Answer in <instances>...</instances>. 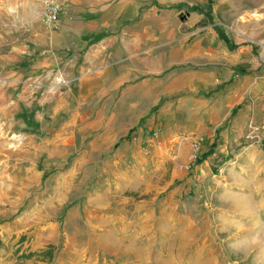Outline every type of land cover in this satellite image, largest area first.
Here are the masks:
<instances>
[{"label": "rangeland", "instance_id": "obj_1", "mask_svg": "<svg viewBox=\"0 0 264 264\" xmlns=\"http://www.w3.org/2000/svg\"><path fill=\"white\" fill-rule=\"evenodd\" d=\"M61 1L78 28L86 19ZM215 1L226 8L213 13ZM190 3L182 33L199 12L197 26L216 22L264 62V0ZM73 33L46 27L42 0H0V223L18 225L26 248L56 241L58 255L72 236L87 253L77 264H264V95L258 123L237 142L203 139L196 162V137L105 143L99 91L80 94V64L100 40ZM97 215L120 224L119 239H84L78 225Z\"/></svg>", "mask_w": 264, "mask_h": 264}, {"label": "crops", "instance_id": "obj_2", "mask_svg": "<svg viewBox=\"0 0 264 264\" xmlns=\"http://www.w3.org/2000/svg\"><path fill=\"white\" fill-rule=\"evenodd\" d=\"M63 1L86 20L78 28L63 20L62 31L75 32L85 46L89 41L82 36L100 40L97 52L87 54L79 69L81 96L99 91V140L112 144L136 134L138 142L162 149L195 137L211 145L220 137L225 145L230 136L241 139L263 116L264 62L254 47L239 43L216 22L197 26L205 19L199 12L192 13L191 24L186 22L194 36L181 32L182 4L209 0ZM224 8L213 2V13ZM78 228L84 239H119L120 224L99 215ZM21 231L14 223H0V264H77L86 257V251L72 248V236L58 255L53 240L36 239L26 248L18 240Z\"/></svg>", "mask_w": 264, "mask_h": 264}, {"label": "built area", "instance_id": "obj_3", "mask_svg": "<svg viewBox=\"0 0 264 264\" xmlns=\"http://www.w3.org/2000/svg\"><path fill=\"white\" fill-rule=\"evenodd\" d=\"M64 4L61 0H42V17L46 27L50 30H58L63 24ZM154 137L159 135V131L152 133ZM132 140L137 141L136 134L131 135ZM204 138H196L192 142V154L190 160L198 161L201 143Z\"/></svg>", "mask_w": 264, "mask_h": 264}, {"label": "trees", "instance_id": "obj_4", "mask_svg": "<svg viewBox=\"0 0 264 264\" xmlns=\"http://www.w3.org/2000/svg\"><path fill=\"white\" fill-rule=\"evenodd\" d=\"M221 36H222V39H223V40H225L227 43H229V39H228V37H227L225 34H221ZM231 48L234 49V48H236V46H235V45H232ZM127 138H128V137H127ZM125 140H126V139H121V140L116 144V146L119 145L121 142H123V141H125ZM207 156H208V154L206 155V157H207ZM206 157H203L201 160H199V163H200L202 160H204ZM45 254H46L49 258H52L51 250L46 251Z\"/></svg>", "mask_w": 264, "mask_h": 264}]
</instances>
